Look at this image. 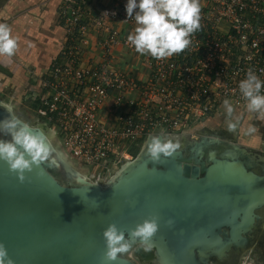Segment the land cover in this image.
Here are the masks:
<instances>
[{
	"label": "water",
	"instance_id": "95a60500",
	"mask_svg": "<svg viewBox=\"0 0 264 264\" xmlns=\"http://www.w3.org/2000/svg\"><path fill=\"white\" fill-rule=\"evenodd\" d=\"M37 127L55 140L53 154L76 184L63 185L47 162L33 166L20 181L0 161V243L14 264H135L125 257L106 262L102 233L115 224L128 238L137 224L152 218L159 226L151 239L158 264H211L212 258L242 252L252 242L261 220L257 212L264 208V175L251 169L239 148L214 149L216 140L201 138L157 161L144 148L101 186L81 183L77 176L87 173L88 179L89 171L68 157L46 122ZM203 140L209 146L197 162L191 147ZM237 161L243 166L226 168ZM246 218L251 225L243 227Z\"/></svg>",
	"mask_w": 264,
	"mask_h": 264
},
{
	"label": "built area",
	"instance_id": "2783aa9c",
	"mask_svg": "<svg viewBox=\"0 0 264 264\" xmlns=\"http://www.w3.org/2000/svg\"><path fill=\"white\" fill-rule=\"evenodd\" d=\"M59 2L68 47L61 52L62 63L40 81L34 101L39 100L38 114L55 130L68 157L96 182L133 160L131 150L149 136L191 134L223 108L225 99L235 110H246L238 83L247 71L264 80V0H199L200 28L190 45L167 58L151 57L145 82L112 67L118 47L135 52L105 19L135 25L126 2L96 18L91 6L96 0ZM92 31L105 34L98 42L102 60L78 66ZM105 107L111 123L99 119Z\"/></svg>",
	"mask_w": 264,
	"mask_h": 264
},
{
	"label": "clouds",
	"instance_id": "9594fccd",
	"mask_svg": "<svg viewBox=\"0 0 264 264\" xmlns=\"http://www.w3.org/2000/svg\"><path fill=\"white\" fill-rule=\"evenodd\" d=\"M125 11L127 17L134 18L136 22L134 31L126 38L127 42H130L137 54H147L157 60L184 51L191 43V35L200 28L199 0H126ZM17 46V39L11 35L9 25L0 23V54L12 56ZM238 88L246 111L264 118V80L249 70L239 81ZM223 107L227 130L235 132L240 120L233 116V103L225 99ZM0 108L9 114L0 120V135L10 137L0 139V161L8 165L9 171L15 172L19 180L23 181L24 173L31 172L33 166L38 167L44 162L55 165L53 153L56 150L50 134L22 120L15 114L12 104L0 102ZM255 132L256 128L252 125L244 129L245 135ZM144 147L148 158L157 161L161 156H171L181 145L161 132L151 136ZM158 227L156 218L145 219L126 238L123 230L115 224H109L102 233L106 246L104 260L114 262L118 257L122 259L135 245H139L138 249L145 252L150 251L151 239ZM0 264H14L3 243H0Z\"/></svg>",
	"mask_w": 264,
	"mask_h": 264
},
{
	"label": "crops",
	"instance_id": "0c3cea01",
	"mask_svg": "<svg viewBox=\"0 0 264 264\" xmlns=\"http://www.w3.org/2000/svg\"><path fill=\"white\" fill-rule=\"evenodd\" d=\"M123 2L126 0H96L91 5L93 17L96 18L104 10L115 9ZM59 6V0H0V23L9 25L11 35L17 39L18 44L12 56L0 54V64L3 65L0 79L11 78L16 81L18 88L24 89L27 88L25 79H31L34 84L29 91L33 100L40 96V81L47 78L55 63H62L61 52L68 47L67 32L59 17ZM105 19L109 27L119 31L121 39H126L136 27V24L127 25L118 19ZM104 37L103 32L90 33V43L84 48L78 66L91 67L101 62L98 42ZM115 56L112 67L116 71L131 74L138 81L149 80L152 61L150 55H139L120 46ZM7 85H10L9 82ZM7 85L1 86L0 91H9ZM21 92L20 90V95ZM223 111L224 107L221 112ZM99 119L103 123H111L112 117L106 107L101 111ZM257 142L258 139L254 138L252 145H257Z\"/></svg>",
	"mask_w": 264,
	"mask_h": 264
},
{
	"label": "rangeland",
	"instance_id": "374dc122",
	"mask_svg": "<svg viewBox=\"0 0 264 264\" xmlns=\"http://www.w3.org/2000/svg\"><path fill=\"white\" fill-rule=\"evenodd\" d=\"M8 82L11 86L7 85ZM31 82V79H25L27 88H18L16 81H12V79H8V77H2L0 79V87L7 85L9 91H0V101L5 104H12L14 107V112L17 116L35 126L39 125L42 122H46L48 125H50L47 120L45 121V119L40 117V115L38 114V108H36L37 101H34L33 96H30L31 93L29 90L32 89V86L34 84ZM20 90L22 91L21 95L19 94ZM221 110H223V108L219 110L220 113L217 112L215 116L207 120L205 123L194 127V130L191 131V134L185 136L167 137L174 143H179L181 145V147L178 149H183L189 144L198 142L201 138H211V140H216L217 143H213L211 146L214 149L220 147L221 150H229L232 149V147L230 146L237 147L242 150L243 153H246L245 156H247V158L250 160L249 166L251 167V169L257 175H264V118L259 117L255 113H248L246 110H234L233 116L234 118L238 117L240 123L235 132H229L227 130L225 122V111L221 112ZM8 115L9 114L6 112L0 120H3ZM249 125L254 126L256 128V132L251 135H245L244 129H246ZM254 138H257L259 142H257V145L253 146L252 140H254ZM0 139H10V137L0 135ZM145 141L146 140L139 144V154L145 148ZM52 142L53 146H55V140H52ZM217 152L220 153L219 151ZM53 158L56 160L55 165H50L47 162L49 164V172L63 185L76 184L73 176L70 175V173L59 162L58 158L54 154ZM120 168L121 166L118 168V170H120ZM80 173L81 174H79V181L81 183H83L84 181H96V178L90 179V175L87 179V173ZM113 175L115 174L111 173L110 177L105 176L107 177L106 179H103L102 176L99 181L100 185L103 186L106 183L105 180H108ZM257 214L261 217L259 223H264L263 213L261 211H258ZM256 233L257 232H254L252 235V241L254 240V243L251 242L252 249L250 251L246 253H238L232 250V252L225 256V258H212L211 264H264V229L262 232L257 234ZM139 247V245H135L129 253L124 255V257L130 258L135 264H158L154 251L150 250L148 252H145L143 249H138Z\"/></svg>",
	"mask_w": 264,
	"mask_h": 264
},
{
	"label": "bare ground",
	"instance_id": "6f19581e",
	"mask_svg": "<svg viewBox=\"0 0 264 264\" xmlns=\"http://www.w3.org/2000/svg\"><path fill=\"white\" fill-rule=\"evenodd\" d=\"M4 109L3 108H0V118H1V116L3 115L2 114V111H3ZM207 146H209V140H203V142L201 143V145H198V144H196L194 147H191V150L193 151V153H192V156L196 159V161L199 159L198 158V154L199 155H203L204 153H205V149H206V147ZM217 146V145H216ZM197 148V149H196ZM229 150H231V149H229ZM238 151H240V152H242V150H238ZM234 152H235V150H234ZM220 154V153H218L217 151H213V154ZM226 154H232V152H227ZM235 154H237V153H235ZM244 155V154H243ZM232 156H234V154L232 155ZM198 162V161H197ZM235 164H237V166H243V162H239V161H237V162H234V163H230L228 166L226 165V168H228V169H231V171L233 170V171H235L237 168L235 167ZM51 168V167H50ZM115 174V173H114ZM97 183H99L100 184V182L99 181H97ZM93 184V183H92ZM104 184V183H103ZM96 186H99L98 184H96ZM250 220L248 219V218H246L245 220H244V223H243V227H245V225H246V227L247 226H249V225H251L250 224V222H249ZM255 229H256V231L255 232H257V233H260V232H262L263 231V229H264V223H260L257 227H255ZM256 233V234H257ZM253 234V233H252ZM251 234V235H252ZM253 243H254V241H253ZM256 244V243H255ZM258 244H259V241H258ZM252 245H251V243L248 245V246H246V248H244L243 249V251L242 252H244V253H246V252H248V251H250L252 248ZM241 252V253H242Z\"/></svg>",
	"mask_w": 264,
	"mask_h": 264
},
{
	"label": "trees",
	"instance_id": "16d2710c",
	"mask_svg": "<svg viewBox=\"0 0 264 264\" xmlns=\"http://www.w3.org/2000/svg\"><path fill=\"white\" fill-rule=\"evenodd\" d=\"M37 106H36V108L39 106V100H37ZM139 152H140V147H138V148H133V150H131V154H132V156L134 157V158H136L137 156H138V154H139Z\"/></svg>",
	"mask_w": 264,
	"mask_h": 264
},
{
	"label": "flooded vegetation",
	"instance_id": "af4514ba",
	"mask_svg": "<svg viewBox=\"0 0 264 264\" xmlns=\"http://www.w3.org/2000/svg\"><path fill=\"white\" fill-rule=\"evenodd\" d=\"M7 92H8V91H7ZM5 93H6V92H5ZM234 110H235V109H234ZM49 126H50V125H49ZM50 128H52V127L50 126ZM263 210H264V208H263L262 210H260V211H261V212L263 213V215H264V211H263ZM259 224H260V223L258 222V225H259ZM253 241H254V240H253ZM253 241H252V242H253ZM234 252H235V251H234ZM238 253H241V252H238Z\"/></svg>",
	"mask_w": 264,
	"mask_h": 264
}]
</instances>
